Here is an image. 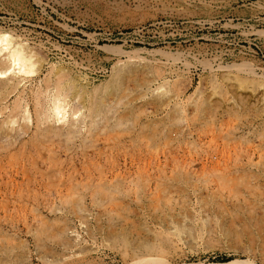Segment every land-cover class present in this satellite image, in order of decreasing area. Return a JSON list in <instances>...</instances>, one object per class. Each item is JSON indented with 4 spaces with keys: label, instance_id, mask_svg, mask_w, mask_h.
Instances as JSON below:
<instances>
[{
    "label": "rangeland",
    "instance_id": "rangeland-1",
    "mask_svg": "<svg viewBox=\"0 0 264 264\" xmlns=\"http://www.w3.org/2000/svg\"><path fill=\"white\" fill-rule=\"evenodd\" d=\"M0 31L41 64L0 84V264H264V0H0Z\"/></svg>",
    "mask_w": 264,
    "mask_h": 264
},
{
    "label": "bare ground",
    "instance_id": "bare-ground-1",
    "mask_svg": "<svg viewBox=\"0 0 264 264\" xmlns=\"http://www.w3.org/2000/svg\"><path fill=\"white\" fill-rule=\"evenodd\" d=\"M136 61L135 60H128L125 63H121L119 65H116L113 68L112 74L110 75V83H112L113 85L117 86L116 83L118 84L119 80L121 82V78L131 75L133 74V71L135 68L134 67V63ZM131 66L130 69H126V66ZM40 62L39 59L36 57V53L33 51V48L30 47L28 44L22 42L21 39H18L17 37H14V34H12L11 32H6V31H0V84H2L5 87V92L7 91L9 94L14 93L19 85L33 77V75L36 74L37 71H39L40 69ZM129 66V67H130ZM139 67V66H138ZM51 69H54L53 67ZM55 70L57 72H59V74L61 73H65L67 72L65 69L63 68H55ZM136 71V69H135ZM135 73V72H134ZM57 74V73H56ZM57 79H59L57 81L58 85V93L56 95V97L53 100V112L56 117V121L57 122H64V120H66V105H67V101L66 98L68 97V95L66 96V94H64V97L60 99V96L63 92L64 89V85L70 89V91H75V96L78 95L80 96L81 94H83V90L87 89V86H85V84H80L79 80L77 78H68L63 85V81H62V76L57 75ZM4 90V89H3ZM65 90V89H64ZM2 91V90H1ZM67 91V90H66ZM16 93V92H15ZM36 93V92H35ZM64 93V92H63ZM72 93V92H71ZM5 94V93H4ZM2 95V94H1ZM7 96V94H5ZM4 95V96H5ZM5 96V97H6ZM9 96V95H8ZM7 96V97H8ZM50 96V95H49ZM163 97V96H162ZM4 99V98H3ZM80 99V98H79ZM160 99V98H159ZM62 102H61V101ZM16 100H14L15 102ZM50 101V100H49ZM80 102V100H79ZM14 104V103H13ZM18 104V103H17ZM21 107V105H20ZM50 107V106H49ZM14 108L15 104H14ZM20 109V108H19ZM14 110V109H13ZM23 110V109H22ZM27 110V109H26ZM40 111V110H39ZM49 111V110H48ZM43 112V111H42ZM46 112V111H45ZM26 113V115L24 114V116H26L25 118L27 119V121L30 122V117L28 115V112H24ZM41 113V112H40ZM46 114V113H45ZM45 114L43 116V118L45 117ZM50 114V113H48ZM41 115V114H40ZM23 116V115H22ZM39 117V116H38ZM48 117V116H47ZM42 118V119H43ZM52 118V116H51ZM50 118V119H51ZM11 119V118H10ZM9 119V123H13L15 124V120L11 121ZM23 119V118H22ZM24 119V120H26ZM47 119V118H45ZM49 118L47 120H50ZM69 119V118H68ZM41 120V119H40ZM46 120V122H48ZM45 121V120H43ZM55 121V122H56ZM27 122V123H29ZM44 122V123H46ZM54 122V121H53ZM52 122V123H53ZM80 122V121H79ZM8 123V122H7ZM31 123V122H30ZM3 124V123H2ZM59 124V123H58ZM74 122L71 124V127L69 129V132H72L74 129L73 127ZM78 124V123H77ZM5 125V124H4ZM29 125V124H28ZM47 125V123H46ZM50 125V124H49ZM54 125V123H53ZM2 126V125H1ZM13 126V125H12ZM9 127V125H8ZM50 127V126H49ZM52 127V126H51ZM54 127V126H53ZM79 127V126H78ZM78 127H76L75 129H77ZM81 127V126H80ZM7 129V128H6ZM13 128H11L12 130ZM52 129V128H50ZM5 131V129H3ZM10 127H9V132L11 131ZM5 132V136L6 134H8L9 132ZM20 132V131H19ZM47 133V132H46ZM3 134V133H2ZM22 135V134H21ZM61 135V134H60ZM4 136V135H3ZM9 136V135H8ZM4 138V137H3ZM6 139H9V137H6ZM13 139V137H12ZM3 140V139H2ZM13 141V140H12ZM9 142V141H8ZM5 143V142H4ZM10 143V142H9ZM60 167V166H59ZM59 169V168H58ZM7 170V169H6ZM16 173V172H15ZM99 173V172H98ZM117 176V175H116ZM143 177V176H142ZM70 178V177H69ZM123 179V178H122ZM137 179V178H136ZM118 180V179H117ZM102 181V180H101ZM119 181V180H118ZM121 181V180H120ZM129 181V180H128ZM61 182V181H60ZM113 182V181H112ZM116 182V181H115ZM100 183V182H99ZM77 184V183H76ZM11 185V184H10ZM96 186V185H95ZM98 187V186H97ZM110 189V188H109ZM102 190V188H101ZM93 191V190H92ZM98 191V190H97ZM119 192V191H118ZM129 192V191H128ZM95 193V192H93ZM103 193V192H102ZM59 196V195H58ZM92 196V195H91ZM100 196V195H99ZM116 196V195H115ZM95 198V196H94ZM126 198V197H125ZM245 201V200H244ZM248 202V201H247ZM98 203V202H97ZM226 264H244V261H239V260H235V261H231L229 263Z\"/></svg>",
    "mask_w": 264,
    "mask_h": 264
},
{
    "label": "built area",
    "instance_id": "built-area-1",
    "mask_svg": "<svg viewBox=\"0 0 264 264\" xmlns=\"http://www.w3.org/2000/svg\"><path fill=\"white\" fill-rule=\"evenodd\" d=\"M98 73H99V74H98L96 80H98V78H104V77H106V75H107V73H108V70H106V69H101V70L98 71Z\"/></svg>",
    "mask_w": 264,
    "mask_h": 264
}]
</instances>
